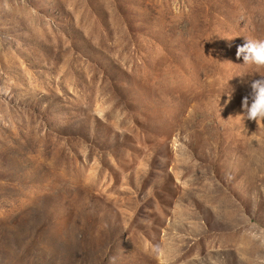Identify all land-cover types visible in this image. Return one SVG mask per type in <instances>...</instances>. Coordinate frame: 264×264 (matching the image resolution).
I'll return each mask as SVG.
<instances>
[{
	"label": "rangeland",
	"instance_id": "rangeland-1",
	"mask_svg": "<svg viewBox=\"0 0 264 264\" xmlns=\"http://www.w3.org/2000/svg\"><path fill=\"white\" fill-rule=\"evenodd\" d=\"M244 37L264 0H0V264H264Z\"/></svg>",
	"mask_w": 264,
	"mask_h": 264
},
{
	"label": "clouds",
	"instance_id": "clouds-1",
	"mask_svg": "<svg viewBox=\"0 0 264 264\" xmlns=\"http://www.w3.org/2000/svg\"><path fill=\"white\" fill-rule=\"evenodd\" d=\"M242 45L236 47V57L243 60V64L252 65L258 68L264 67V39L246 38ZM250 93L242 99L241 113L239 118L245 120L264 121V76L250 82ZM230 93L224 92L231 99ZM220 99V98H219Z\"/></svg>",
	"mask_w": 264,
	"mask_h": 264
}]
</instances>
